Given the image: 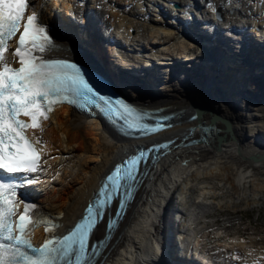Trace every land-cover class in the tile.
<instances>
[{
	"label": "bare ground",
	"instance_id": "bare-ground-1",
	"mask_svg": "<svg viewBox=\"0 0 264 264\" xmlns=\"http://www.w3.org/2000/svg\"><path fill=\"white\" fill-rule=\"evenodd\" d=\"M85 1L32 0V6L39 10L38 13L42 20H53L50 22L52 23L50 34L55 45L52 51L73 55L90 63L91 57L83 46V38L73 29L64 25L65 17L69 21L67 15L65 17L63 14L61 17L58 16L61 11L65 12L70 6H73V11L76 13L77 9L82 8L87 2L91 3L90 7L96 5L93 11V15L96 14L95 19L106 21L105 25H102L103 31L105 32L108 26L113 25L116 28V33L120 34L127 42L147 41L152 36L163 42L170 40L174 35L171 23L160 25V18L158 16L155 18L153 13L155 10L150 6L149 0L147 3H145L146 0ZM169 1L165 0L164 9L170 7ZM171 1L179 3L180 8H184L185 11H187L185 4L191 2V0ZM247 1L252 6V10L249 9V4H246ZM205 2L207 7L216 6L220 11L222 9H225L226 12L230 9L236 10L234 0H205ZM237 2L250 13H241L236 16V19L259 23L263 28H261L262 26L256 28L255 33L264 35V0H238ZM39 4L41 8L38 9ZM147 12H151L148 17L145 15ZM253 12H259L260 18L252 17L250 14ZM229 16L232 17V15ZM61 26H65L66 29L61 30ZM171 45L177 47L179 54H181V50L186 51L185 49L190 48V42L183 37L174 38ZM165 58L163 61H167V57ZM200 58L199 62L202 63L204 61L203 54ZM242 58L240 56L236 60L233 57L224 56L221 59L220 74L224 72L233 74L229 75L228 79L216 77L217 74L211 70V68H215L216 61L207 57L205 62L210 69L198 66L196 63V71L202 74L189 73L186 77L183 74L182 77L174 74L169 78V83L165 88L156 87L155 81L151 78L149 81L146 79V83L117 80V87L134 102L147 106L162 105V110H172L171 124L161 130L159 138L176 136L173 140L175 144H169V148L157 154L140 173L121 220L104 240L100 253L89 264H159L165 225L170 223L164 207L167 203V196L175 190L179 193L177 196L179 199L181 198L180 202L185 204L181 207L180 216L177 215L178 232L175 237L181 246L183 244L188 246L189 243L195 242L193 239L200 230L202 231V228L214 223L213 221L209 222V225L199 223L204 219L211 206V202L205 196L208 189H204V187H215L213 181L207 180L217 178L226 187L232 188L237 193L248 191L256 194L257 190L264 188L262 160L253 161L248 158V154L264 151V145H262L264 142V100L262 101L264 95L257 98L258 106L255 108L251 103L247 104L248 100L242 99L238 95L240 93L235 90L236 75L242 78L246 74ZM169 61L170 59H168ZM203 71L209 74H203ZM143 77L148 78V76ZM246 79L251 83L253 81L250 75ZM230 86H233L234 89L232 90ZM245 87L246 84L244 86L237 84L236 89L244 95L246 94L247 98L246 91L249 90H246ZM255 91L264 92V88L261 87V90L257 88ZM189 98L204 104L210 111H201L197 119L188 118L193 112L187 103ZM255 99L249 95L250 101H255ZM211 111L229 120L236 140L218 142L214 138L210 140L204 138L185 142L187 138L198 135V124L196 123L206 121ZM43 127L44 132L37 133L42 137L45 142L44 146L48 150L45 169L42 172L47 177L52 174L51 166H55L57 163L51 161V158L49 160L48 155L50 153L57 154L53 157L62 160L59 178L61 184L59 187L48 190L52 187L46 188L47 180L43 181L42 186L46 188L44 189L46 192L39 196L34 204L41 209L42 215L57 220L59 226L57 230L62 231L81 213L83 205L93 195L103 172L143 139L141 137H117L99 119L86 117L70 109L67 105L57 106L49 119L43 121ZM27 132L30 136L32 135V130ZM217 143L218 148L214 146ZM93 161L96 163L92 164ZM202 177H206V179L201 182H211V184L201 185L197 190L196 187L201 183L198 180ZM192 185L196 187L192 188ZM218 190L223 191L224 189ZM196 191L199 193L194 196ZM189 192L190 196L186 194ZM259 196L261 195L259 194ZM263 196L260 197L261 200H264ZM103 220L96 224L94 236L102 234ZM191 224L195 226L191 227ZM181 238L184 239L181 240ZM37 240L38 237L35 238V241ZM205 244L203 243L202 247ZM232 245L234 244L232 243ZM232 248H236L235 245ZM227 249L217 247L212 250L206 249V251L221 255L222 251L227 252ZM179 252L181 253V247ZM242 252L241 248L236 251L240 255ZM257 254L264 256V251H259ZM255 255L249 256L246 260L253 264L249 258H256Z\"/></svg>",
	"mask_w": 264,
	"mask_h": 264
},
{
	"label": "snow or ice",
	"instance_id": "snow-or-ice-1",
	"mask_svg": "<svg viewBox=\"0 0 264 264\" xmlns=\"http://www.w3.org/2000/svg\"><path fill=\"white\" fill-rule=\"evenodd\" d=\"M54 48L32 0H0V264H85L89 234L102 215L99 209L113 199L108 189L127 186L130 197L127 182L136 180L138 165L147 155L140 150L116 165L106 176L95 203L63 237L54 235L53 229L59 226L39 215L35 204L18 198L20 187L38 182L31 174L42 170L40 153L45 142L37 133L44 132L43 121L49 119L55 105L66 102L79 106L78 98L91 94L101 102L95 105L101 112L108 110L121 118L138 113L121 100L113 103L111 97L100 95L77 65L40 55ZM127 126L137 125L127 122ZM28 130H32L31 136L26 134ZM17 174L19 183L15 181ZM120 207H124L123 200ZM41 225L48 235L41 245L34 246L31 236ZM112 226L109 221L108 227Z\"/></svg>",
	"mask_w": 264,
	"mask_h": 264
},
{
	"label": "rangeland",
	"instance_id": "rangeland-1",
	"mask_svg": "<svg viewBox=\"0 0 264 264\" xmlns=\"http://www.w3.org/2000/svg\"><path fill=\"white\" fill-rule=\"evenodd\" d=\"M245 10H247V9H245ZM154 16H155V18H158L157 15H154ZM155 40H156L155 36H153V38L151 39V42L152 41L154 42ZM160 42H162V41H160ZM171 43L170 42H169V44L166 42L162 43V44L158 43L154 47L155 49L153 48V50H150L149 53H146V54L154 57L155 60L157 61V63L155 64L157 68H155V70H157L159 75L156 76L155 84H156V87H159V88H165L167 86V84L169 83V78L171 76H173L174 72H176V71H178V73H179L178 76L180 75L181 77H182V74L184 75V77H186V75L189 73L202 74V73L196 71L197 66L195 65V61H197L199 59L201 60V58L199 57V54H196L197 55L195 58L196 60H192L194 62L186 61L184 58L177 60L176 62L173 63L175 65V69L172 68V64L162 63L163 61L160 62V59H162L164 56L170 55L171 53H175V52L178 53L177 47L175 45L172 46ZM166 47H168L169 49ZM164 48H165V50H164ZM108 51H109V48H108ZM111 51L115 53V55L111 57L112 59H114V61L118 62L121 66L127 65V61L129 59V57L126 56L121 49L115 48L114 50H110V53H111ZM192 52H194V51H192ZM57 53H59V52H57ZM194 53H197V52L195 51ZM59 54L65 55L66 53H59ZM67 55H69V54H67ZM69 56H73V55H69ZM144 57H146V56H144ZM167 61H168V59H167ZM167 61H164V62H167ZM185 62L189 63L190 66L186 67V66L182 65ZM177 65H179V68L177 67ZM190 68H192V70H190ZM248 69H247L248 74H250V77L253 80L252 83L251 82L248 83V81L246 79V75H244L242 78L238 77V75H236L237 79L235 81L236 84L234 82V86L237 87V84H240V85L246 84L245 88L247 90V87L250 85V87H249L250 89H248L249 91L248 92L246 91L247 98H246V94L244 95L242 92H239L236 89V87H235V90L238 93H240L238 95L242 99L245 98L248 100L247 104L251 103V105L253 107L257 108L258 104H257L256 100L258 97L261 98L264 95V92H257V91H255V89L260 88V90H261V87L264 88V86H263L264 85V81H263L264 75L261 72H256L257 70H255V69H252V70H250V69L248 70ZM203 74H209V73L203 71ZM229 75H233V74H231V73L228 74V72H224L222 74H217L216 77H222V78L228 79ZM137 79L139 81H143V80H141L142 78H137ZM145 79H147L149 81V78H145ZM146 82L147 81L145 80V83ZM142 86H143V84H142ZM230 88L232 90L234 89L233 86H230ZM249 95L251 98H256L255 99L256 102L250 101ZM263 100L264 99H262V101ZM263 108H264V101H263ZM262 145H264V142L262 143ZM53 155L56 156L57 154L53 153ZM50 157H52L51 161H54V163H57V165L51 166L53 171H55V170L60 171V168H62L61 163H60V162H62L61 158L57 159V157L55 158L52 155ZM91 163L95 164L96 162L93 161ZM44 169H45V167H44ZM56 175H57L56 176L57 180L55 181V186L59 187L61 184V181L59 179L60 178V172H56ZM205 179H206V177L199 178L198 182L199 181L201 182V180H205ZM207 181H211V182L213 181L215 183L214 185L216 188L215 187H211V188L204 187V189H208L205 196H207L206 199L209 202H211L210 203L211 206H210L208 213H207V220L203 221L202 223L209 225V222L214 221V219L218 220L219 223H218V225H210L206 228H202L203 230L201 232V235H203V236H199V237L196 236V238L198 237V241L195 238V243L201 244V245L203 243H206L203 246V248H208V247H212V246L221 247L224 249L228 248L227 252H229V248L231 249L235 245L236 248L238 247L236 249V251L241 248L243 250V252L247 253V255H252L254 253L256 254L262 250L264 251V200H261V198H260L264 194V192H263L264 188L261 190L260 189L257 190L259 193L257 192L256 194L248 192V191L243 192V193L239 191L240 193L239 192L237 193V192H234L232 190V188L226 187L222 183V181H219L217 178H215L214 180L209 179ZM211 182H207V183L201 182L197 187L195 185H192V188L196 187V189L199 190V187H201V185H209V184H211ZM217 182H218V184H217ZM47 184H49V183H47ZM49 185H51V184H49ZM48 187H50V186H48ZM48 187H46V188H48ZM50 189L52 190V189H54V187L48 188V190H50ZM218 189H224L225 191L224 190L219 191ZM190 191H192V190H190ZM260 191H262V192H260ZM201 192H204V191H201ZM198 193L199 192H197V191L194 192V196L197 195ZM186 194L188 196L191 195L190 192L186 193ZM259 194L261 196H259ZM204 198H202V199H204ZM262 199H264V198H262ZM233 200H235V202H233ZM200 201H206V200H200ZM256 201H258V202H256ZM248 203H250V204H248ZM194 226H195L194 224H191V227H194ZM202 227H204V226H202ZM199 229H200V227H199ZM236 233L242 234L243 237L238 236ZM217 235H220L219 240H215ZM208 241H209V243H208ZM232 243L234 245H232Z\"/></svg>",
	"mask_w": 264,
	"mask_h": 264
},
{
	"label": "water",
	"instance_id": "water-1",
	"mask_svg": "<svg viewBox=\"0 0 264 264\" xmlns=\"http://www.w3.org/2000/svg\"><path fill=\"white\" fill-rule=\"evenodd\" d=\"M247 69H246V72L248 74ZM187 103L190 105V107L192 108L191 110L193 111L188 117L190 119L192 118L197 119L201 111L209 110V108H207L204 104L192 98H189ZM196 124H198V130H197L198 135L194 138L193 137L187 138L185 142H190L192 140H199V139H204V138H207V140L214 138L218 140V142L225 141V140H236L229 120L213 111L210 112V115L208 116L206 121H199ZM204 127L206 128L207 132H210L208 135H207V132L204 130ZM169 144H175V142L168 143L167 141L165 143L157 144L156 146H151L152 149L150 153L153 152V153L160 154L169 148L168 146ZM214 146L218 148L219 145L217 143L216 145L214 144ZM155 149H158V150H155ZM157 154H154L153 156L156 157ZM248 158L253 161L262 160L263 165H264V151L248 154Z\"/></svg>",
	"mask_w": 264,
	"mask_h": 264
}]
</instances>
